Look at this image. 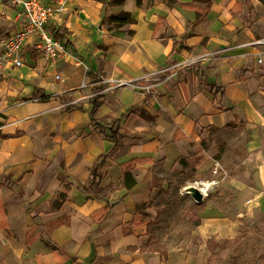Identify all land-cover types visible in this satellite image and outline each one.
Here are the masks:
<instances>
[{
    "label": "crops",
    "instance_id": "1",
    "mask_svg": "<svg viewBox=\"0 0 264 264\" xmlns=\"http://www.w3.org/2000/svg\"><path fill=\"white\" fill-rule=\"evenodd\" d=\"M42 1L53 9L45 28L61 33L66 51L49 64L31 38L20 66L0 68V264H209L205 235L211 230L220 239L231 230L214 204L192 253L146 248V225L133 222L137 213L150 214L137 204L153 199L156 161L163 176L210 128L264 121V71L250 44L264 36V0H210L199 19L203 0ZM121 10L135 22L109 31L103 18ZM20 11L0 0V38L20 28ZM102 77L124 84L103 93L92 117L89 95L111 84ZM35 93L51 96L36 100ZM113 124L123 134L116 146L103 133ZM100 155L107 158L99 187L116 183L132 159L136 184L109 192L115 202L96 222L106 199L88 184ZM259 175L264 187L263 162ZM250 193L236 195L247 201ZM55 221L50 231L44 226ZM47 233L63 252L48 249Z\"/></svg>",
    "mask_w": 264,
    "mask_h": 264
},
{
    "label": "rangeland",
    "instance_id": "2",
    "mask_svg": "<svg viewBox=\"0 0 264 264\" xmlns=\"http://www.w3.org/2000/svg\"><path fill=\"white\" fill-rule=\"evenodd\" d=\"M190 148L184 161L160 176L172 182L169 193L159 196L154 189L153 199L140 207L141 211L151 208L146 214L154 223L151 231L155 239L144 246L165 252L169 248L194 252L201 242L198 227L211 213L208 206L214 204L222 223L228 221L231 230L230 237L220 239L211 230L205 235L212 253L209 264H264V187L259 184L264 121L247 125V121L239 120L235 128H210L202 141ZM215 167L217 173L212 171ZM211 180H216L213 192L200 203L186 191L196 182ZM241 189L251 192L247 201L238 199L236 193Z\"/></svg>",
    "mask_w": 264,
    "mask_h": 264
},
{
    "label": "trees",
    "instance_id": "3",
    "mask_svg": "<svg viewBox=\"0 0 264 264\" xmlns=\"http://www.w3.org/2000/svg\"><path fill=\"white\" fill-rule=\"evenodd\" d=\"M144 1L146 2L147 6L152 5L155 1H163L169 5L177 2V0H136V4L140 6L143 4ZM203 1H205L206 3L205 9L202 11V13L197 11L198 13L197 19H199L202 15H205L210 6V0H203ZM134 22H135V19H133L129 11L121 10L116 13L106 15L103 18L102 24L105 25V27L109 31H113V30L121 29L125 27L126 25L134 23ZM128 33L132 34V31L128 30ZM55 36L57 38H60L61 33L57 31L55 33ZM87 74H90V72H87ZM92 79L95 80V76H93ZM217 91L218 89L214 92V94H216ZM35 92H38V90L35 89ZM49 96H51V94L43 93L41 95H37L35 93L34 98L36 100H44V99H47ZM58 97L64 100L66 99L65 97H63V95H59ZM103 99H104L103 93L98 94L93 97L92 102H91L92 106L90 110V114L92 117L96 113V110L98 109V107L103 103ZM71 106L72 105L68 106V108H70ZM225 126L228 127V126H231V124L228 123ZM118 129H119V126H117V124H113L107 127L104 130L105 132H103L104 135L108 139H110L111 141L115 143V146L118 145L120 139L123 137V134H120L118 132ZM106 158H107L106 155H100L90 169L88 192L92 193L93 196L95 197L106 199V204L99 210L95 211L93 214V218L96 222H100L105 217V215L108 213V211L111 209L112 205L115 202L114 199H111L108 196L109 192L114 191L118 185H121V187H125L129 189L136 184V180L132 177L130 173V169L133 165V162L136 161V159H132L130 163L123 164L122 176L118 179L116 183H110L104 187H99L100 181L103 177L102 167L105 164ZM161 163H162V160L156 161L150 169V172L152 174V180H153L152 186L154 189L157 190V195L159 196L168 194L172 186V182L168 178L160 177L156 174V170L161 166ZM164 183H167L166 187H164ZM78 187H81V185H78ZM210 196L211 195L208 194L207 198H210ZM148 204L149 203L137 204V208L140 209V207L147 206ZM57 223L58 221H55V222H51L50 224H44V226H47L48 230L50 231V229H52L55 225H57ZM133 225L135 226L146 225V231H147V234L149 235L146 245H149V243L155 239V235L151 231V227L154 225V223L151 220H149V216L146 213H143V212L137 213V219L133 222ZM42 241L52 253H56L57 251L63 252L62 248L51 240L48 233L44 234V237H42ZM208 241L209 239H207V246H208Z\"/></svg>",
    "mask_w": 264,
    "mask_h": 264
},
{
    "label": "built area",
    "instance_id": "4",
    "mask_svg": "<svg viewBox=\"0 0 264 264\" xmlns=\"http://www.w3.org/2000/svg\"><path fill=\"white\" fill-rule=\"evenodd\" d=\"M8 1L12 5L21 7L22 23L20 28L0 38V68L8 63L12 66H20L22 63L21 54L31 38H33L34 46L40 50L43 59L49 62V64H52L56 58L65 54V43L45 28V23L53 12L50 5L45 4L42 0ZM250 44L257 46V49L253 52V60L264 71V36L251 40ZM55 78L58 79L59 75L56 74ZM101 83L111 84L102 86L96 92L90 94V98L102 94L108 89L120 86L124 84V81H112L102 77ZM212 171L213 173H217V167ZM215 184L216 180L207 182L200 181L196 182L194 186L198 187L203 196L206 197Z\"/></svg>",
    "mask_w": 264,
    "mask_h": 264
},
{
    "label": "water",
    "instance_id": "5",
    "mask_svg": "<svg viewBox=\"0 0 264 264\" xmlns=\"http://www.w3.org/2000/svg\"><path fill=\"white\" fill-rule=\"evenodd\" d=\"M186 191L196 202L200 203L205 198L200 189L194 185L186 187Z\"/></svg>",
    "mask_w": 264,
    "mask_h": 264
}]
</instances>
